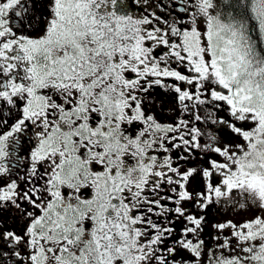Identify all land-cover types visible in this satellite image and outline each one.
<instances>
[{
    "label": "snow or ice",
    "instance_id": "obj_1",
    "mask_svg": "<svg viewBox=\"0 0 264 264\" xmlns=\"http://www.w3.org/2000/svg\"><path fill=\"white\" fill-rule=\"evenodd\" d=\"M221 4L0 0V264H264V0Z\"/></svg>",
    "mask_w": 264,
    "mask_h": 264
},
{
    "label": "flooded vegetation",
    "instance_id": "obj_2",
    "mask_svg": "<svg viewBox=\"0 0 264 264\" xmlns=\"http://www.w3.org/2000/svg\"><path fill=\"white\" fill-rule=\"evenodd\" d=\"M151 100L155 101V105H154V108L152 109V111L156 115L157 119H159L162 122H170L171 118H174L175 114L171 110L172 101L169 97L159 95V93L156 90H153V95L151 97ZM167 100L170 101V103H168ZM162 102L164 104L163 110L161 109V103ZM201 127H202V125H201ZM178 227H179V225H178Z\"/></svg>",
    "mask_w": 264,
    "mask_h": 264
},
{
    "label": "rangeland",
    "instance_id": "obj_3",
    "mask_svg": "<svg viewBox=\"0 0 264 264\" xmlns=\"http://www.w3.org/2000/svg\"><path fill=\"white\" fill-rule=\"evenodd\" d=\"M167 102L170 103V101H168V100H167ZM173 119L174 118H171V120H173ZM212 217L217 219V220H214L213 223L222 222V221L227 220V219L241 220V219L244 218L243 216L235 215V211L234 210L230 211L228 209V207H225V206H221L219 208V211H217V209H215L213 211V213H212Z\"/></svg>",
    "mask_w": 264,
    "mask_h": 264
},
{
    "label": "trees",
    "instance_id": "obj_4",
    "mask_svg": "<svg viewBox=\"0 0 264 264\" xmlns=\"http://www.w3.org/2000/svg\"><path fill=\"white\" fill-rule=\"evenodd\" d=\"M221 8L222 10H230V9H227V0H222V4H221ZM161 117V116H160ZM202 127L208 131V128L204 125H202ZM216 208H212L210 211H209V214H208V220H209V227L206 229L205 233L203 234V238L209 243H213L212 239H211V236L208 235V232L210 231H214L210 228V224L213 223L214 220H217L216 218L212 217V213L213 211L215 210Z\"/></svg>",
    "mask_w": 264,
    "mask_h": 264
}]
</instances>
